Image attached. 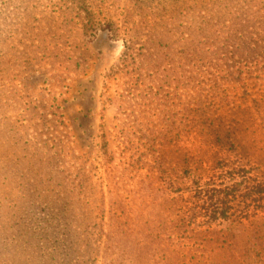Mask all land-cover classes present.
<instances>
[{
  "label": "rangeland",
  "instance_id": "374dc122",
  "mask_svg": "<svg viewBox=\"0 0 264 264\" xmlns=\"http://www.w3.org/2000/svg\"><path fill=\"white\" fill-rule=\"evenodd\" d=\"M187 157L264 178V0H0V264H76L55 217L93 219L107 164L147 204Z\"/></svg>",
  "mask_w": 264,
  "mask_h": 264
},
{
  "label": "trees",
  "instance_id": "16d2710c",
  "mask_svg": "<svg viewBox=\"0 0 264 264\" xmlns=\"http://www.w3.org/2000/svg\"><path fill=\"white\" fill-rule=\"evenodd\" d=\"M216 1L202 0V7L212 11ZM219 21L218 16L216 27ZM182 163L177 179L173 168L167 172L169 192L161 202L135 205L127 197L113 200L110 189L119 184L106 163L111 198L103 189L98 192L93 219L77 229L76 216L70 218L66 207L59 211L54 259L64 263L74 257L76 264H264V178L247 183L243 176L238 182L235 174L218 175L219 168H206L203 160L187 157Z\"/></svg>",
  "mask_w": 264,
  "mask_h": 264
}]
</instances>
